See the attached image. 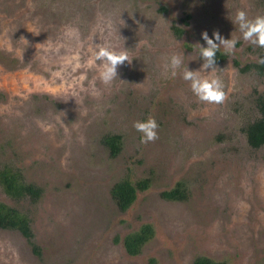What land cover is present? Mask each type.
<instances>
[{
    "label": "rangeland",
    "instance_id": "1",
    "mask_svg": "<svg viewBox=\"0 0 264 264\" xmlns=\"http://www.w3.org/2000/svg\"><path fill=\"white\" fill-rule=\"evenodd\" d=\"M240 10L264 16V0H0V209L27 228L0 229V264H264V147L245 134L264 79L241 72L264 48L243 40ZM216 30L237 40L199 74L222 80L219 105L182 78L201 70L202 33ZM100 43L132 60L110 85L89 66ZM150 117L158 139L142 144L134 124ZM108 135L121 136L117 155ZM123 182L137 188L125 211L114 196ZM145 224L156 234L131 256L123 242Z\"/></svg>",
    "mask_w": 264,
    "mask_h": 264
},
{
    "label": "clouds",
    "instance_id": "2",
    "mask_svg": "<svg viewBox=\"0 0 264 264\" xmlns=\"http://www.w3.org/2000/svg\"><path fill=\"white\" fill-rule=\"evenodd\" d=\"M233 22L239 25L244 41L249 42L253 46L264 48V16L249 19L247 13L240 10L236 13ZM67 34L69 36L76 35L74 32ZM213 37L214 39L210 38L207 31L202 33V39L207 44V47L199 45V57L204 60L202 68L199 71H191L187 68L183 71L182 78L190 82L191 90L199 101L206 104L219 105L223 104L227 99L222 80L218 77L204 78L199 74L209 68L212 71L216 69L217 52L223 48L225 53H232L235 50L237 40L233 38L225 39L218 30L213 32ZM95 49L89 60V66H96L97 62H99L98 78L104 85H110L118 77V67L124 65L125 61L131 63L132 60L129 59L126 49L118 51L110 44L100 43L95 45ZM181 63L180 56L174 54L165 64V69L171 70V74L175 76L177 74L176 70ZM258 63L264 65V57H261ZM93 94L98 93L94 90ZM158 127L157 121L151 117L146 121H137L134 124V128L141 133L142 144L155 142L158 139Z\"/></svg>",
    "mask_w": 264,
    "mask_h": 264
},
{
    "label": "trees",
    "instance_id": "3",
    "mask_svg": "<svg viewBox=\"0 0 264 264\" xmlns=\"http://www.w3.org/2000/svg\"><path fill=\"white\" fill-rule=\"evenodd\" d=\"M226 60V55L221 54L217 52L216 54V63H223ZM250 70H256L259 71L260 74L264 76V67L256 64H252L249 66H246L245 68L241 69V72H247ZM259 112L261 114V117L254 121L253 123H250L246 129V139L248 144L253 149H258L262 146H264V102L260 103ZM121 136L119 135H108L104 137L103 143L107 146H109L111 155H117L119 152V145ZM10 173V170H6V174ZM14 178V185L16 184V187L19 188L23 193L29 194L33 196L35 193L32 186H25L22 183H20L19 179H17V176L12 175ZM176 188H179L178 186ZM177 193H180L179 189H175L171 192H169L168 195L171 197H176ZM163 195H166L164 193ZM114 196L117 202L118 207L125 211L126 209L130 208L133 203L136 200L137 197V188L131 183V182H123L117 185L114 189ZM4 208L0 209V229L9 228L12 225L15 224V222L20 223V232L23 236H27V228L25 221L23 220V217L20 216L18 213L14 211H4ZM153 234V230L151 226L145 225L143 226L138 232L132 233L128 235L125 239V245L127 246V249L130 254L135 255L138 251L140 246H142L144 243H146ZM193 264H211L209 260L207 259H198Z\"/></svg>",
    "mask_w": 264,
    "mask_h": 264
},
{
    "label": "flooded vegetation",
    "instance_id": "4",
    "mask_svg": "<svg viewBox=\"0 0 264 264\" xmlns=\"http://www.w3.org/2000/svg\"><path fill=\"white\" fill-rule=\"evenodd\" d=\"M219 53L226 55V60H227V54H226V53H223V52H221V51H219ZM226 60H225L223 63H225ZM223 63H218V64H223ZM218 64L216 63V65H218ZM235 64H236V66H240L238 62H235ZM252 64H256V65H260V66L264 67V65H262V64H260V63H252ZM252 64H248V65H246V66H249V65H252ZM246 66H244V68H245ZM241 69H243V68H241ZM252 71H253L254 73H258V75L264 79V76H263L262 74H260L259 71H256V70H250V71L243 72V73H249V72H252ZM259 113H260V112H259ZM260 117H261V114H260ZM249 146H250V145H249ZM262 147H264V146H262ZM262 147H260V148H262ZM260 148H258V149H260ZM252 149H253V148H252ZM255 150H257V149H255ZM145 225H149V224H145ZM145 225H142V226L140 227V229H141L143 226H145ZM149 226H151V225H149ZM151 228H152V226H151ZM153 229H154V228H152V230H153ZM136 232H137V231H136ZM134 233H135V232H134ZM131 234H132V233H131ZM153 234H154V235L156 234L155 229H154V231H153ZM153 234H152V235H153ZM129 235H130V234H129ZM152 235H151V237H152ZM149 241H150V239H149L146 243H144L142 246H140V247H144ZM124 243H125V242H123V245H125ZM125 247H126V246H125ZM126 249H127V247H126ZM127 252H128V254L131 255V256L139 255V254H135V255L130 254L129 251H128V249H127ZM198 259H207V260L210 261L211 264H217L216 261H214V260H212V259H210V258H208V257H205V256L197 257V258H196L191 264H193V263H194L196 260H198ZM223 262H225V264H228L226 261H223Z\"/></svg>",
    "mask_w": 264,
    "mask_h": 264
}]
</instances>
